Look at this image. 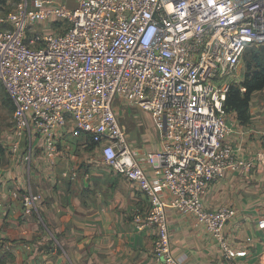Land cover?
I'll use <instances>...</instances> for the list:
<instances>
[{
  "label": "built area",
  "instance_id": "obj_1",
  "mask_svg": "<svg viewBox=\"0 0 264 264\" xmlns=\"http://www.w3.org/2000/svg\"><path fill=\"white\" fill-rule=\"evenodd\" d=\"M45 22L56 29L36 28ZM250 44H264V0H79L73 8L19 1L0 17V84L13 104L14 146L24 145L30 165L35 138L53 157L58 128L86 135L106 165L147 197L148 210L133 223L156 228L158 264H181L171 249L169 209L193 215L225 259L237 258L224 231L236 209H208L202 197L227 172L264 162V153L246 159L226 140L225 97ZM117 101L150 112L157 149L137 155ZM19 196L25 215H39L30 183Z\"/></svg>",
  "mask_w": 264,
  "mask_h": 264
},
{
  "label": "crops",
  "instance_id": "obj_2",
  "mask_svg": "<svg viewBox=\"0 0 264 264\" xmlns=\"http://www.w3.org/2000/svg\"><path fill=\"white\" fill-rule=\"evenodd\" d=\"M0 1H27L28 7L34 8L37 0ZM51 1L73 8L79 0ZM15 8L16 4L11 11ZM2 13L0 9V17ZM36 28L48 29L45 32L56 29L47 22ZM124 105L122 101L115 104L118 119L132 117L140 122L139 113H132ZM249 113V121L244 124L234 111L228 112L226 118L230 127L226 140L246 159L264 153V89L252 94ZM151 121L148 120L152 126L145 131H150V138L143 136L141 127L129 132L128 138L137 155L158 148V132ZM56 132L58 151L53 157L45 154L42 140L37 139L41 143L35 154L33 150L32 183L26 177L24 145L14 146L12 125L8 140L1 145L0 257L5 259V264H158L152 256L156 228L139 230L133 223L135 213H145L149 208L145 194L135 183L97 160L88 161L89 170L81 167V159L86 158V143H91L86 135L74 136L62 127ZM35 163L46 168L34 183ZM72 171L76 172L75 179L63 176V172ZM27 183L33 190L35 184L40 199L42 194L48 197L47 203L39 204L46 224L22 211L19 193ZM202 200L208 209L219 206L236 209L224 231L238 257L225 259L210 233L196 224L193 215L169 209L171 249L180 263L264 264V227L258 225L264 213V162L255 160L249 171L227 172L208 185Z\"/></svg>",
  "mask_w": 264,
  "mask_h": 264
},
{
  "label": "rangeland",
  "instance_id": "obj_3",
  "mask_svg": "<svg viewBox=\"0 0 264 264\" xmlns=\"http://www.w3.org/2000/svg\"><path fill=\"white\" fill-rule=\"evenodd\" d=\"M18 2L19 1H12V3H6L5 1H0V5H1L0 9H2V11H3L1 17H5L13 9L14 5L17 4ZM46 30H48V29H46V28L42 29V31H44V32ZM263 47H264V44H250L246 48V51L242 57L241 67H240V69H239V71L235 77L237 81H238V79L242 80V78H243L244 72L246 70V62L248 61V59L251 58V55H252L251 51L254 49L257 50V49L263 48ZM5 94H7V92L5 91L4 87L0 84V148L2 147L1 145H4L5 142L9 138V131H10V128L12 125V117H13V104L11 102H10V105L6 104V103H9V101H7V98H6L9 96L7 95L5 97ZM5 101H7V102H5ZM123 108L131 111L132 113L138 112L139 113L138 116L140 118V122L139 121L135 122L134 118H132V117H127V118L121 117L118 119L120 125L122 126L124 131L127 133V136H129V132H131V130L133 128L139 127L138 129H140V127H141V129L143 130L142 133H144L143 136L147 137L146 135H148L150 138V135L148 134V133H150V131L148 133H146L145 131H146V129L149 128V126L150 127L152 126L148 122V120L151 121V119H152L151 122H153L152 116L146 111H142V110H139L137 108L129 107L127 104H125ZM145 114H146V116H145ZM227 115H228V112H227ZM227 115H226V118L228 117ZM227 120H228V118H227ZM140 124L142 126H140ZM152 134H153V132H152ZM37 139L38 138H35V141H37ZM35 141H34V154H35V150L40 148V143H41L40 141L39 142L37 141L35 143ZM86 144H87L85 147L86 158L81 159V161H80L81 167L87 168V170H89L88 167H90L91 164H89L88 161H91V160H97V163H100L102 165L107 166L106 163L104 162L103 156L101 154L100 145L89 143V142ZM23 154L25 155V151ZM75 154H77V153H75ZM76 156H78V155H76ZM24 162H25V167H26V177L30 180V183H32L31 182L32 181V178H31L32 161H31L30 165L26 164L25 160H24ZM44 168H46L44 165L41 166V164H39V163L34 164V183H35V179L38 177V175L42 174V171ZM34 191H35V184H34ZM41 196H42V198L39 200V204L41 205L43 203L44 204L47 203L48 197H45L43 194ZM30 216H33L35 220L39 221V223L46 224L45 221H43V219L41 217L40 208H39V215H30Z\"/></svg>",
  "mask_w": 264,
  "mask_h": 264
},
{
  "label": "trees",
  "instance_id": "obj_4",
  "mask_svg": "<svg viewBox=\"0 0 264 264\" xmlns=\"http://www.w3.org/2000/svg\"><path fill=\"white\" fill-rule=\"evenodd\" d=\"M251 53V58L246 62L242 80L231 85L225 97L226 111H234L242 124L249 121V105L252 94L264 89V47L254 49ZM7 95L5 94V97ZM7 100L10 105L11 98L7 97ZM0 264H5V259L2 257H0Z\"/></svg>",
  "mask_w": 264,
  "mask_h": 264
}]
</instances>
